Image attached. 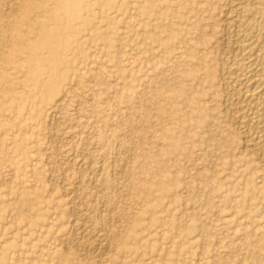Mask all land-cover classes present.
I'll return each instance as SVG.
<instances>
[{"label":"rangeland","instance_id":"obj_1","mask_svg":"<svg viewBox=\"0 0 264 264\" xmlns=\"http://www.w3.org/2000/svg\"><path fill=\"white\" fill-rule=\"evenodd\" d=\"M260 1L0 0V264H264L231 62Z\"/></svg>","mask_w":264,"mask_h":264},{"label":"bare ground","instance_id":"obj_2","mask_svg":"<svg viewBox=\"0 0 264 264\" xmlns=\"http://www.w3.org/2000/svg\"><path fill=\"white\" fill-rule=\"evenodd\" d=\"M257 1V0H256ZM262 1V0H261ZM260 1V2H261ZM255 4V3H254ZM232 4H230L231 7ZM246 5V4H245ZM243 5V6H245ZM259 5V4H258ZM15 7V6H14ZM16 9V8H15ZM233 9V8H232ZM237 9V8H236ZM242 9V8H240ZM246 9V8H245ZM262 10V9H261ZM233 11V10H232ZM236 11V10H235ZM230 12V11H229ZM238 12V11H237ZM243 12V11H242ZM239 12V13H242ZM248 15H249V11ZM233 14V13H232ZM246 14V12H245ZM238 15V14H237ZM243 15V14H242ZM230 16V14H229ZM236 16V15H235ZM251 16V15H250ZM249 16V17H250ZM234 17V15H233ZM228 18V17H227ZM237 18V17H236ZM239 18V16H238ZM253 18V16H252ZM225 19V18H224ZM235 19V18H234ZM247 18V16H242L241 20H239V28H242L244 25L248 23L247 21H250V19ZM261 19V18H260ZM228 20V19H227ZM252 20V19H251ZM262 20V19H261ZM223 21V20H222ZM231 22V21H230ZM247 22V23H246ZM228 23V22H227ZM236 23V22H235ZM232 24V22H231ZM230 24V25H231ZM228 25V24H227ZM229 25V26H230ZM233 26V25H232ZM237 26V25H236ZM251 27V26H250ZM232 27L230 26V29ZM235 28V27H233ZM236 28V29H237ZM244 28V27H243ZM247 28V27H246ZM236 30L237 32H241L242 29ZM249 30V29H247ZM246 30V32H247ZM233 31V30H232ZM244 31V30H243ZM250 31V30H249ZM254 31V30H253ZM234 32V31H233ZM245 32V31H244ZM242 32V33H244ZM236 37V49L234 61L231 60V62H234V67L237 68V78L236 81L238 83L239 88V98L237 100L236 110L241 115L240 118L243 120L242 124H244L245 127H247L246 130H248V133L252 134L251 139L248 140V145L250 144L251 148L255 150V152L260 153L262 156H264V53L262 55L255 53L250 45V41L248 40L247 34L241 35L240 33H234ZM240 34V35H239ZM253 34V33H252ZM233 35V34H232ZM251 35V34H250ZM257 35V34H254ZM234 36V35H233ZM264 36V35H263ZM253 37V36H252ZM251 38V37H250ZM249 38V39H250ZM228 39V38H226ZM231 38L229 37V40ZM233 39V38H232ZM231 39V40H232ZM257 39V38H256ZM249 41V42H248ZM234 42V44H235ZM224 43V42H223ZM252 43V42H251ZM230 44H233L230 42ZM264 45V42L263 44ZM260 45V46H262ZM229 48V46H228ZM259 48V47H258ZM230 50V49H229ZM263 50V49H261ZM231 51V50H230ZM257 51V50H256ZM229 52V51H228ZM227 52V53H228ZM259 52V50H258ZM233 54V52H231ZM228 59V57H226ZM230 58V57H229ZM229 60V59H228ZM229 63V62H227ZM224 64V63H223ZM228 65H226L227 67ZM231 67V66H230ZM228 68V67H227ZM227 70V69H226ZM222 71V70H221ZM229 71V68H228ZM227 73V72H226ZM232 73V72H231ZM228 74V73H227ZM231 76V74H230ZM222 80V79H221ZM229 81V80H228ZM231 81V80H230ZM235 81V79H234ZM233 82V81H232ZM231 82V84H233ZM235 85V84H234ZM233 85V86H234ZM235 89V88H234ZM228 91V90H227ZM237 91V92H238ZM233 92V91H232ZM235 92V94H238ZM234 94V93H233ZM235 97V96H234ZM237 97V96H236ZM233 98V97H232ZM231 100V99H230ZM229 102V101H228ZM235 102V100H234ZM225 103V102H224ZM225 106V105H224ZM229 107V106H228ZM234 113V112H233ZM232 118V117H231ZM236 118V117H235ZM238 119V118H237ZM240 119V120H241ZM236 120V119H235ZM58 121V120H57ZM241 124V123H240ZM247 133V134H248ZM248 138V137H247ZM247 141V140H246ZM246 144V143H245ZM262 159V157H259ZM60 161V160H59ZM93 168V167H92ZM97 169V168H96ZM94 171V169H91ZM97 172V170H96ZM93 174V173H92ZM99 174V173H98ZM70 197V196H69ZM68 197V198H69ZM72 201V200H71ZM82 207V206H80ZM82 209V208H81ZM87 210V209H86ZM83 213V212H82ZM78 214V213H77ZM76 219V218H75ZM83 219V217H82ZM86 219V218H85ZM78 220V218H77ZM87 222V221H86ZM85 223V222H84ZM73 224V223H72ZM78 225V224H75ZM86 225V224H85ZM91 226V225H90ZM85 227V226H84ZM102 227V226H101ZM89 229V228H88ZM87 230V229H86ZM82 231H84V228L82 227ZM100 231V230H99ZM104 231V230H103ZM76 232V231H75ZM85 232V231H84ZM89 232V230H88ZM98 233V231L96 230ZM93 234L91 231V234H87L85 236H80L89 247L88 255L92 257H101L103 256V253L106 252V250L111 249L112 243L108 241V236H104L102 234ZM102 232V231H101ZM100 232V233H101ZM105 232V231H104ZM79 233V232H78ZM86 233V232H85ZM107 233V232H106ZM107 235V234H106ZM80 239V237H79ZM77 241V240H76ZM83 241V240H82ZM83 241V242H84ZM85 244V246L87 247ZM84 246V245H83ZM82 250V249H81ZM84 250V249H83ZM88 251V250H87ZM86 251V252H87ZM109 252V251H108ZM107 253V252H106ZM106 255V254H105ZM92 259V258H91Z\"/></svg>","mask_w":264,"mask_h":264}]
</instances>
